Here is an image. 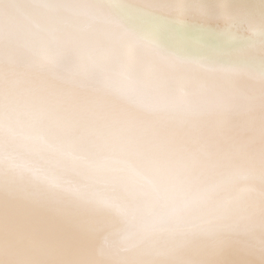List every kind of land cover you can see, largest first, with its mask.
Listing matches in <instances>:
<instances>
[{"label":"snow or ice","instance_id":"6c2138e0","mask_svg":"<svg viewBox=\"0 0 264 264\" xmlns=\"http://www.w3.org/2000/svg\"><path fill=\"white\" fill-rule=\"evenodd\" d=\"M0 264H264V0H0Z\"/></svg>","mask_w":264,"mask_h":264},{"label":"bare ground","instance_id":"6f19581e","mask_svg":"<svg viewBox=\"0 0 264 264\" xmlns=\"http://www.w3.org/2000/svg\"><path fill=\"white\" fill-rule=\"evenodd\" d=\"M181 32V39L191 40L190 35L184 34L183 31ZM129 165L131 166V162H129ZM140 178L146 179L142 176ZM247 187H249L248 182L241 179L239 184L236 185V191L238 193H243L244 189ZM28 197L33 201H40L42 199V195L38 192H30L28 193ZM46 215L49 218V225L54 231L70 227L72 224L71 219L63 215V208L61 206H56L55 208L50 209ZM248 235L250 238H255L256 233L249 232ZM97 244L102 245L108 250L112 257H116L126 251H132L129 238L126 234L121 233L120 225L118 223H112L109 230L97 241ZM228 259L240 262L243 258L236 254H232Z\"/></svg>","mask_w":264,"mask_h":264},{"label":"water","instance_id":"95a60500","mask_svg":"<svg viewBox=\"0 0 264 264\" xmlns=\"http://www.w3.org/2000/svg\"><path fill=\"white\" fill-rule=\"evenodd\" d=\"M179 31H180V33H182L181 31H183L184 34L190 35L191 40H193V41L199 39V34L196 31H191V30H186V29L182 30V28Z\"/></svg>","mask_w":264,"mask_h":264}]
</instances>
